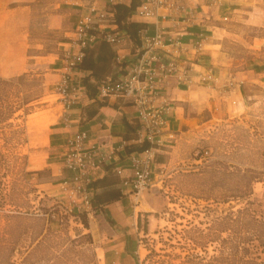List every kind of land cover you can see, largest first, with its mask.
<instances>
[{"label":"rangeland","instance_id":"374dc122","mask_svg":"<svg viewBox=\"0 0 264 264\" xmlns=\"http://www.w3.org/2000/svg\"><path fill=\"white\" fill-rule=\"evenodd\" d=\"M19 3L0 0V39L15 34ZM31 3L27 69L0 74L8 80L0 81V264H101L115 228L103 212L61 208L53 174L64 168L63 144L52 133L66 124L55 94L59 47L72 26L58 0ZM216 25L217 69L247 79L224 100L186 107L184 133L160 153L156 183L144 191L152 210L134 233L140 264H192L184 261L197 253L209 259L222 249L225 216L244 204L249 185L251 198L264 202V0H247Z\"/></svg>","mask_w":264,"mask_h":264},{"label":"built area","instance_id":"2783aa9c","mask_svg":"<svg viewBox=\"0 0 264 264\" xmlns=\"http://www.w3.org/2000/svg\"><path fill=\"white\" fill-rule=\"evenodd\" d=\"M242 1L138 0L129 16V20L143 23L138 30L135 59L129 60L118 50L116 59L124 65V73L117 80L102 79L97 97L124 98L131 102L140 123L133 142H148L149 146L128 154L127 164L114 163L115 155L129 141L123 140L109 149L99 144L89 146L87 131L73 132L66 140L62 155L68 174L59 182L63 193L59 201L61 208L67 213L94 212L96 170L112 162L124 194L139 195L155 185L156 169L163 165L158 156L172 148L178 137L169 122L176 107L171 88L201 84L225 97L242 87L246 77L230 75L222 79L212 64L204 66L203 62L209 47L216 44V22L229 20L239 13L233 5ZM123 2L128 0H89L61 48L55 94L66 124L71 122L72 108L88 98L86 84L78 74L87 50L100 41L122 47L131 37L128 29L116 21L114 7Z\"/></svg>","mask_w":264,"mask_h":264},{"label":"crops","instance_id":"0c3cea01","mask_svg":"<svg viewBox=\"0 0 264 264\" xmlns=\"http://www.w3.org/2000/svg\"><path fill=\"white\" fill-rule=\"evenodd\" d=\"M17 1H20V3L14 8L16 12L22 13V18L17 19L15 22V34L10 40L4 38L0 39V74L9 76L23 73L27 69L28 61L27 36L24 34L23 27L29 25L27 15L32 11L31 2L34 0ZM58 1L60 2L58 4H61V6L65 8L61 17L67 19L72 26L71 30L65 32L66 39L60 41L59 48L61 51L62 44L65 43L67 38L71 35L78 14L83 5L89 0ZM100 4L105 5L103 1H100ZM246 4L247 0H244L239 2L238 5H233V7H237L240 12ZM59 23L61 22H56L55 27H58ZM19 28H22L20 34ZM217 45L218 43L209 47L208 54L204 57L203 62L205 63L204 66L207 65V63L212 64L215 72L219 74L222 79H225V74H222V71L217 69V61L214 60L215 52L216 50L218 51L215 47ZM138 46L139 40L136 41L132 37L127 39L122 47L114 46L105 41L96 43L93 48L98 53L100 52V61H105L103 62L101 79L107 77L114 80L119 79L124 73V65L116 59L118 50L120 53L125 54L129 60H133L135 59ZM59 56L60 55H58V58ZM90 73V69L83 68L78 72L79 76L83 79ZM92 80H95V78ZM170 91L176 98L175 110L169 118L171 128L178 134L176 142L179 136L184 133L183 128L188 119L185 113L188 104L194 105L195 103L207 101L214 103V100L217 102L216 100L220 101L226 99V96L221 97L218 93L207 90L201 84L192 87L181 84L178 87L174 86ZM97 92L94 97L88 94V98L84 100L82 104H78L72 108L71 122L69 124H61L59 127L52 129V133L56 135L57 142L63 144L62 150H64V145L68 136L80 130L88 132L87 144L89 146L99 144L109 149L110 147L122 143L123 140L129 141V145L135 144L133 142L134 138H128L135 133V128L140 125L133 104L124 98L102 100L97 97ZM92 110L94 112L90 114ZM128 147L127 145L125 148L121 149L112 161L114 163L127 164L126 157L130 154L128 153ZM166 152H168V150ZM160 156L161 154L159 157ZM61 162H63V156ZM113 162L99 167L96 170L94 179L97 180L102 178L106 174H116L113 169ZM53 174L56 176L59 175L61 180L63 175L68 174V171L63 168L59 174L55 171ZM117 178L119 181L114 187L121 188L120 177L118 175ZM148 198L149 194L146 192L139 195L122 193L119 198L113 199L101 208L94 210L103 212L111 223V227L115 228L116 231L112 238V242L104 250V255L100 257L101 264H140L137 258L138 250L135 249L134 244V239L137 237L134 233L142 231L138 225L140 217L144 213H148L152 210Z\"/></svg>","mask_w":264,"mask_h":264},{"label":"trees","instance_id":"16d2710c","mask_svg":"<svg viewBox=\"0 0 264 264\" xmlns=\"http://www.w3.org/2000/svg\"><path fill=\"white\" fill-rule=\"evenodd\" d=\"M138 0H128L115 5L116 21L130 32L131 37L138 41V30L143 23L129 20L132 10L137 6ZM17 5V4H16ZM100 52L93 47L87 50L86 56L81 63V68L90 69L91 73L84 77L88 94L92 97L97 92V87L101 79L103 62L100 61ZM95 78V80H92ZM0 81H8L0 76ZM92 110L90 112L93 113ZM140 125H138L132 136L135 138ZM128 153L142 151L149 146L148 142L142 144L135 143L128 145ZM116 174H106L102 178L94 181L93 205L94 209H99L107 202L117 199L122 195L121 188L114 187L118 183ZM254 190L249 185L248 192L244 198V204L236 210L231 209L225 216V230L228 234L221 239L222 249L218 254H213L209 259L195 254L184 261L192 264H264V202L258 198H251ZM85 224L88 220L83 218ZM218 221V219H216ZM61 234H59L60 236ZM213 240L217 238V229L212 234ZM73 244L77 239L68 238Z\"/></svg>","mask_w":264,"mask_h":264}]
</instances>
